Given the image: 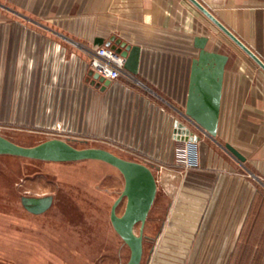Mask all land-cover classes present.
Wrapping results in <instances>:
<instances>
[{
	"label": "crops",
	"instance_id": "0c3cea01",
	"mask_svg": "<svg viewBox=\"0 0 264 264\" xmlns=\"http://www.w3.org/2000/svg\"><path fill=\"white\" fill-rule=\"evenodd\" d=\"M197 1L264 63V0ZM195 35L205 36L204 49L226 55L213 136L183 113ZM97 44H136L135 73L123 68L99 80L89 65ZM0 120L58 124L67 141L127 137L168 167L182 144L173 135L180 121L198 136L197 164L164 176L184 187L178 209L194 221L181 226L183 254L167 263L264 264V71L189 0H0ZM46 194L40 212L27 210L20 195L21 206L3 214L0 264H122L105 199L86 208L65 196L69 206L59 208L51 190L30 195Z\"/></svg>",
	"mask_w": 264,
	"mask_h": 264
},
{
	"label": "rangeland",
	"instance_id": "374dc122",
	"mask_svg": "<svg viewBox=\"0 0 264 264\" xmlns=\"http://www.w3.org/2000/svg\"><path fill=\"white\" fill-rule=\"evenodd\" d=\"M0 134L8 139L23 145L34 144L49 137L66 139L67 135L60 130L58 124L51 126H35L32 124H19L9 120H0ZM66 135V137H65ZM69 143L76 146H98L103 144L111 148L113 153L128 159H145L155 179V193L147 210L142 227L141 256L138 264H170L168 257L177 259L183 254L184 246L180 245L182 238L188 236V231L181 228L192 227L194 216L187 215L178 208L181 207V197L186 190L177 182L176 176L165 178L168 168L180 170V164L166 166L155 160L146 158L127 137L121 142L101 141L96 136L68 137ZM67 141V140H66ZM148 159V160H147ZM138 161V160H137ZM181 174L177 170L171 173ZM106 175V177H104ZM108 176V177H107ZM179 176V175H178ZM104 177V178H103ZM122 186V177L119 171L104 161L88 159L68 161H42L22 156L0 154V224L4 213L10 208L21 206L19 196L40 193L51 190L54 193L56 207L69 206L65 196H73V202L78 206H101L105 214L113 197ZM186 197V196H184ZM122 197L115 206L116 214L123 207ZM172 211H176L173 214ZM105 215V222L107 223ZM172 225L167 228V223ZM137 224L134 225V231ZM184 232V233H183ZM112 237L106 234L105 244L112 243ZM128 256V248L121 241L120 262L123 263Z\"/></svg>",
	"mask_w": 264,
	"mask_h": 264
},
{
	"label": "water",
	"instance_id": "95a60500",
	"mask_svg": "<svg viewBox=\"0 0 264 264\" xmlns=\"http://www.w3.org/2000/svg\"><path fill=\"white\" fill-rule=\"evenodd\" d=\"M189 1L264 71V63L231 31L197 0ZM192 41L197 48V52L190 60L183 113L188 123L197 127L208 136H213L215 134L220 82L226 55L204 49L205 36L203 35H195ZM100 42L101 39L98 38L97 43ZM110 46L116 50L120 47L119 45L115 47L114 44H110ZM120 54L124 55L123 68L130 73H135L138 46L136 44L125 45L120 49ZM94 74L96 76V73ZM98 79L106 81V78L103 79L101 76H98ZM173 135L182 141H196L198 139L197 135L177 120L174 121ZM223 147L239 160L242 159V155L230 144L224 143ZM0 154L50 161L97 159L114 166L122 177V186L109 206L108 219L113 230L128 248V256L122 264L139 263L142 227L155 193V179L146 164L121 157L99 146L76 147L59 137H49L34 144L23 145L0 134ZM122 197L124 198L122 210L116 214L115 206ZM20 202L27 210L40 212L49 205L50 195L21 196ZM135 224H137L136 231H134Z\"/></svg>",
	"mask_w": 264,
	"mask_h": 264
},
{
	"label": "built area",
	"instance_id": "2783aa9c",
	"mask_svg": "<svg viewBox=\"0 0 264 264\" xmlns=\"http://www.w3.org/2000/svg\"><path fill=\"white\" fill-rule=\"evenodd\" d=\"M116 50L108 44H97L89 52V65L97 76L106 79L116 78L123 70L124 55L120 54L121 45ZM116 47V46H115ZM196 141L185 140L175 149L174 162L182 168L197 164Z\"/></svg>",
	"mask_w": 264,
	"mask_h": 264
}]
</instances>
